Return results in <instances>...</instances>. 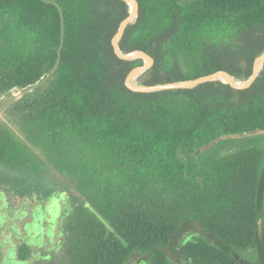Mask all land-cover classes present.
I'll list each match as a JSON object with an SVG mask.
<instances>
[{"label":"trees","instance_id":"1","mask_svg":"<svg viewBox=\"0 0 264 264\" xmlns=\"http://www.w3.org/2000/svg\"><path fill=\"white\" fill-rule=\"evenodd\" d=\"M137 1L120 47L154 58L144 85L245 80L264 53V0ZM128 15L124 0H0V96L35 87L7 105L0 173L37 181L74 150L94 171L97 214L54 264H264V68L242 90L133 91L143 60L113 46Z\"/></svg>","mask_w":264,"mask_h":264},{"label":"flooded vegetation","instance_id":"2","mask_svg":"<svg viewBox=\"0 0 264 264\" xmlns=\"http://www.w3.org/2000/svg\"><path fill=\"white\" fill-rule=\"evenodd\" d=\"M52 170L57 172V176L59 175V185H54V182L50 180L55 177ZM94 175V171L82 161L81 156L75 150L60 160L58 166L43 175L39 174L40 181L29 178L27 181L19 176L14 177L7 173H0V202L12 200L15 195L17 200H22L23 203L24 200H27L25 202L28 205L27 210L21 209L24 207L23 203L20 207L16 204L17 213H20L18 215L25 213L19 221H16L15 229L19 230L20 236L22 238L28 236L30 232L27 230V226L33 221L40 220L39 223L42 222V225L47 226L46 229L50 230H46L47 234H43L45 236L41 242L26 245L31 251L30 257L25 258L27 264L56 263L65 254L73 227L83 213L97 214V207L93 202L91 191L92 184H90ZM14 191H18V194L14 195ZM73 191L76 195L72 193ZM52 221L54 225L48 227ZM20 224L24 234L18 227ZM31 236L35 237L34 233ZM14 238L13 232L7 233L4 236V242L0 243V264H2L3 257L5 258L6 254L13 251L15 245L17 246L18 241ZM13 243L16 244L13 245ZM3 252L4 255H2ZM138 263L146 264L143 259Z\"/></svg>","mask_w":264,"mask_h":264},{"label":"water","instance_id":"3","mask_svg":"<svg viewBox=\"0 0 264 264\" xmlns=\"http://www.w3.org/2000/svg\"><path fill=\"white\" fill-rule=\"evenodd\" d=\"M129 5V15L128 17L122 21L120 24L118 32L113 37V46L115 53L120 59L133 61L137 59L143 60V64L140 66H136L131 70L126 78V85L131 90L136 92H157L163 90H176V89H191L194 88L202 83L206 82H214V81H221L223 83L229 84L235 89H246L250 87L256 78L259 76L260 72L264 68V53L258 56L253 64V70L251 76L244 80L240 81L236 77L229 74L227 71H217L215 73H211L205 76H201L195 79L182 81V82H171V83H159L155 85H144V84H133V80L139 79L144 73L150 70L154 65V58L142 50H132L129 52H124L120 47V40L123 37L125 29L128 25L134 24L138 18L139 12V3L137 0H124ZM238 80L237 82L232 79ZM35 87L29 88V91ZM37 181H40L37 179ZM257 224H258V232L261 235L263 231V209L260 206L258 208L257 213ZM234 257L241 263V264H251L241 258L239 255L234 254Z\"/></svg>","mask_w":264,"mask_h":264},{"label":"rangeland","instance_id":"4","mask_svg":"<svg viewBox=\"0 0 264 264\" xmlns=\"http://www.w3.org/2000/svg\"><path fill=\"white\" fill-rule=\"evenodd\" d=\"M47 77L48 76H45L41 81H44ZM239 80L241 81V79ZM133 81H134L133 84H142V82L139 79L133 80ZM28 91L29 89L27 88L21 89L17 87V88L12 89L8 93L0 96V124H7L9 127L14 129L13 125L9 121V118L6 114L7 105ZM52 172L55 177H52L50 180L54 182V185H59V182H58L59 175L57 176V172H55L54 170H52ZM72 193L76 195L74 191ZM15 194H18V191H14V195ZM24 201L26 202L27 200H24ZM25 202L23 203L22 200H19V199L17 200L16 195L12 197V200H5V201L0 202V243L4 242L5 234L11 233V232H13V237H15L14 240L18 241L17 246L15 245L16 243H13V245H15L14 246L15 249L13 251H9L6 254L5 258L3 257L2 264H27L26 262L27 259L25 258L28 256L30 257L31 255V251L28 246L34 242H41L44 239V236L47 234L46 230H49V229H46L47 226L45 227L42 225V222L39 223L40 220L33 221L27 226V230L30 232L28 233L29 237L26 236L22 238L20 236L19 230L17 231L15 229L16 221H19V219H21L25 213L19 216L18 214L20 213L19 212L17 213V208H18L17 206L20 207V205L23 203L24 207H22L21 209L27 210L28 205ZM39 218L40 219L42 218L40 214H39ZM53 225H54V222L52 221L48 224V227L49 226L52 227ZM18 227L20 231H22V233L24 234L22 225L20 224L18 225ZM31 232L34 233L35 237L31 236L33 234V233L31 234ZM199 234L200 233L187 234L185 238L193 239L195 236H199ZM9 243H11L10 240H9ZM22 249L24 250L21 251ZM2 255H4V252L2 253ZM140 260H141V257H132L128 261L127 264H139L138 262Z\"/></svg>","mask_w":264,"mask_h":264},{"label":"bare ground","instance_id":"5","mask_svg":"<svg viewBox=\"0 0 264 264\" xmlns=\"http://www.w3.org/2000/svg\"><path fill=\"white\" fill-rule=\"evenodd\" d=\"M232 80H234V81H236V82L238 81V80H236V79H234V78H233ZM133 82H134V81H133Z\"/></svg>","mask_w":264,"mask_h":264}]
</instances>
